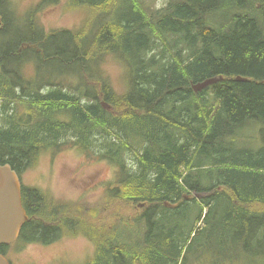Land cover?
Masks as SVG:
<instances>
[{
	"label": "trees",
	"instance_id": "1",
	"mask_svg": "<svg viewBox=\"0 0 264 264\" xmlns=\"http://www.w3.org/2000/svg\"><path fill=\"white\" fill-rule=\"evenodd\" d=\"M156 1L73 0L72 10L87 21L51 38L32 25L45 0L33 6L25 29L11 30L7 0H0L2 163L23 172L69 141L83 153L96 149L119 169L106 197L122 207L114 212L115 205H104L112 212L107 220L97 208L81 214L24 185L30 220L0 252L9 256L32 243L80 235L94 244L85 264H188L184 253L203 239L206 249L236 247L243 264H264V145L249 139L253 147H243L237 139L248 125L261 124L264 133V0H164L160 7ZM25 57L35 77L56 65L58 82L39 77L28 86ZM106 57L122 64V80L110 78ZM69 75L77 76L70 88ZM220 77L201 91L193 88ZM177 210L181 228L173 226ZM200 219L204 226L195 231Z\"/></svg>",
	"mask_w": 264,
	"mask_h": 264
},
{
	"label": "rangeland",
	"instance_id": "2",
	"mask_svg": "<svg viewBox=\"0 0 264 264\" xmlns=\"http://www.w3.org/2000/svg\"><path fill=\"white\" fill-rule=\"evenodd\" d=\"M40 1L44 0H10V2L7 0V5L11 12L9 29H15L16 27L25 29V21L29 23L32 7ZM163 2L164 0H157L155 4H159L160 7V4ZM74 6L73 0H45V4L37 11V23L35 20L32 23L35 31H41L44 27L45 30L51 32V38H53L57 29L70 28L71 30H76L81 27L87 19L85 13L72 10ZM87 14L91 17L92 21H95V16L96 18L98 17V14H95V12ZM28 28L31 31L33 30L30 26ZM28 28L26 29V34L30 32ZM9 40L10 36L6 37L3 41L8 42ZM31 61L29 57H25L21 61L27 67L23 77L31 80L28 86L36 84L39 77L43 79V81L40 79L41 82H48V80L58 82L57 79L60 77V74L56 65L40 69L38 71L40 76L35 77ZM102 66L108 71L111 79L117 81L123 79L124 70L118 60L106 57ZM76 81V75H69L66 85L70 88L71 85L75 86ZM123 86V84H117L119 90H122ZM17 90L25 99L21 88L17 87ZM237 139L241 140L238 145L243 147H253V144L247 142L249 139L251 142L257 143L258 146L264 145V133L261 131V124L244 126L239 130ZM52 140V138H48V142ZM41 166H43V169L37 174H34L35 171L32 170L23 173V180L28 186L40 188L57 204L64 207L72 205L75 207L74 210L81 208L83 209V212H80L81 214L85 212L94 213L96 210L93 209L97 208L101 210L99 217L107 218V220H110L112 212L105 213L104 205L110 208L112 205L113 207L115 205L113 208L114 212L122 209L116 201L104 204L99 199L102 197L104 200L109 185L118 181L119 169L115 164L106 162L103 158L97 156L96 149L83 153L75 150L70 145H66L61 149L52 150L48 158L41 162ZM196 196L202 197V195ZM197 203L201 204V202ZM198 204L193 205L192 209L188 212L189 219L185 222L184 227L186 233L192 229V221H194L196 212L198 211L195 210V206H198ZM176 213L177 215L173 218V226L178 225L181 228L183 224L182 212L177 210ZM199 222L196 225L197 229L205 223L203 219H200ZM108 232L107 228L101 230V233L107 237H109ZM204 243L203 239H199L191 246L189 251L184 253L183 256L190 264L246 263L245 258L240 256V252L236 247L219 252L217 244L211 243L208 245V249H206V244ZM93 249L94 244L80 235L75 238L63 237L59 241L50 244L32 243L22 253L16 254L11 261L14 264H68L66 262L85 264L89 256L93 257ZM186 253L187 256H185ZM10 255H13V252ZM251 255L253 254H246V257ZM247 258L260 259L257 256Z\"/></svg>",
	"mask_w": 264,
	"mask_h": 264
},
{
	"label": "water",
	"instance_id": "3",
	"mask_svg": "<svg viewBox=\"0 0 264 264\" xmlns=\"http://www.w3.org/2000/svg\"><path fill=\"white\" fill-rule=\"evenodd\" d=\"M222 79V78H221ZM218 78H211L195 84V91H201ZM104 106H107L104 103ZM29 220L22 204V183L9 164L0 161V245L10 244L19 238L23 225ZM0 264H9L0 253Z\"/></svg>",
	"mask_w": 264,
	"mask_h": 264
},
{
	"label": "bare ground",
	"instance_id": "4",
	"mask_svg": "<svg viewBox=\"0 0 264 264\" xmlns=\"http://www.w3.org/2000/svg\"><path fill=\"white\" fill-rule=\"evenodd\" d=\"M64 44H65V43H64ZM59 46H60V45H59ZM238 79H241V78L238 77ZM21 90H23V89H21ZM25 91H26V90H25ZM60 92H61V91H60ZM25 93H26V92H25ZM25 93H24V94H25ZM43 93H44V92H43ZM41 94H42V93H41ZM59 94H60V93H59ZM258 162H259V161H258ZM262 214H263V213H262ZM260 217H261V216H260ZM263 219H264V218H263ZM154 226H155V225H154ZM239 233H240V232H239Z\"/></svg>",
	"mask_w": 264,
	"mask_h": 264
}]
</instances>
